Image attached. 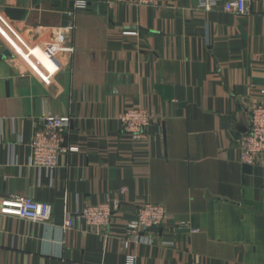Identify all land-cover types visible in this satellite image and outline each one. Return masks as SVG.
Instances as JSON below:
<instances>
[{"label":"crops","instance_id":"obj_1","mask_svg":"<svg viewBox=\"0 0 264 264\" xmlns=\"http://www.w3.org/2000/svg\"><path fill=\"white\" fill-rule=\"evenodd\" d=\"M200 1L0 0V202L52 205L45 224L0 215V264H264V156L244 165L237 143L264 105V0L243 15ZM132 107L154 116L140 141L119 129ZM48 112L69 119L76 149L38 171L29 143ZM112 200L105 236L77 218L61 228ZM144 203L162 205L164 223L124 248Z\"/></svg>","mask_w":264,"mask_h":264},{"label":"built area","instance_id":"obj_2","mask_svg":"<svg viewBox=\"0 0 264 264\" xmlns=\"http://www.w3.org/2000/svg\"><path fill=\"white\" fill-rule=\"evenodd\" d=\"M136 4H147L150 0H134ZM252 0H225L222 9L225 12L243 15L250 10ZM73 9H81L86 6V0H72ZM216 4V0H201L199 6L210 10ZM73 15V11L68 13ZM74 25L70 22L66 29L72 30ZM3 33V32H2ZM58 42L64 41L63 34L56 33ZM27 64L38 74L45 84H49L48 75L40 74L37 66L29 58L23 57ZM30 59L31 61L27 60ZM119 129L133 141L144 139L150 126L154 122V116L146 108L132 107L121 111L117 117ZM69 119L56 116L51 113L42 114L38 121V127L29 143L30 154L28 165L37 169L54 170L58 167L59 158L72 152L76 148L65 142ZM238 159L244 165L253 166L259 158L264 156V105H254L249 110L248 125L246 131L238 138ZM118 200L88 205L77 210L73 215L68 214L61 225L63 230L74 227V218L81 219L88 231L105 236V231L111 228L114 214L119 209ZM0 215L15 216L31 223H48L52 217V205L48 201H40L31 197H20L15 200H3L0 202ZM166 218L164 207L156 203H144L138 206L133 218L127 222L121 242L124 248L130 242L139 239V236L158 229ZM178 228H189L188 222H180ZM192 232L197 230L191 229Z\"/></svg>","mask_w":264,"mask_h":264},{"label":"water","instance_id":"obj_3","mask_svg":"<svg viewBox=\"0 0 264 264\" xmlns=\"http://www.w3.org/2000/svg\"><path fill=\"white\" fill-rule=\"evenodd\" d=\"M5 12L10 18H19L23 13L22 10H14L10 8L6 9Z\"/></svg>","mask_w":264,"mask_h":264}]
</instances>
